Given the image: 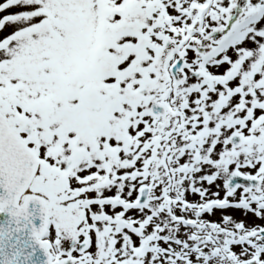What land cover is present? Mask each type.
<instances>
[{
  "label": "snow or ice",
  "instance_id": "snow-or-ice-1",
  "mask_svg": "<svg viewBox=\"0 0 264 264\" xmlns=\"http://www.w3.org/2000/svg\"><path fill=\"white\" fill-rule=\"evenodd\" d=\"M0 264H264V0H0Z\"/></svg>",
  "mask_w": 264,
  "mask_h": 264
}]
</instances>
